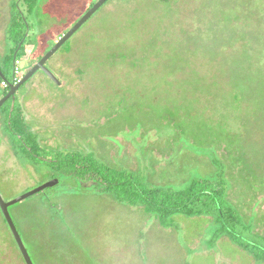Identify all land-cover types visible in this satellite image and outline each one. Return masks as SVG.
Masks as SVG:
<instances>
[{"label":"rangeland","instance_id":"obj_1","mask_svg":"<svg viewBox=\"0 0 264 264\" xmlns=\"http://www.w3.org/2000/svg\"><path fill=\"white\" fill-rule=\"evenodd\" d=\"M26 1L0 0V58L11 16L30 26L17 80L99 0H28L33 14ZM46 67L60 85L39 71L15 95L43 147L92 154L151 188L223 180L264 238V0H109ZM4 120L1 108L0 194L10 202L51 175L14 154ZM9 212L34 264H264L228 235L209 244L212 217L179 214L161 227L74 179ZM1 214L0 264H25Z\"/></svg>","mask_w":264,"mask_h":264},{"label":"trees","instance_id":"obj_2","mask_svg":"<svg viewBox=\"0 0 264 264\" xmlns=\"http://www.w3.org/2000/svg\"><path fill=\"white\" fill-rule=\"evenodd\" d=\"M158 2L165 4L170 0ZM26 5L29 14H33L32 2L27 0ZM26 19L22 17L21 11H17L10 19L8 40L12 47L0 58V71L4 77V79L0 77V85L2 86L3 82L7 84L2 98L8 94L10 86L18 83L26 74L19 81L15 80L17 63L25 55L27 45L25 40L30 32ZM9 100L10 102L2 107L5 113L3 131L14 154L35 167L45 166L51 175L50 180L58 179L60 183V178L63 177L81 183H91L104 194L141 206L146 215L156 216L161 227H169L170 219L179 214L187 217H212L216 230L209 244L214 245L223 236L228 235L256 260L264 262V238L253 232L251 224L245 223L236 208L228 201L223 180L216 182L195 180L181 191L167 186L151 188L139 175L115 169L99 161L92 154L74 151L65 153L60 148L54 150L43 147L39 135L24 117V105L17 107L16 97ZM4 222L6 224L5 220Z\"/></svg>","mask_w":264,"mask_h":264},{"label":"water","instance_id":"obj_3","mask_svg":"<svg viewBox=\"0 0 264 264\" xmlns=\"http://www.w3.org/2000/svg\"><path fill=\"white\" fill-rule=\"evenodd\" d=\"M109 0H99L95 3L92 8L72 27L64 36H62L58 42L42 57L26 74L25 76L15 85L10 86V90L8 94L0 99V109L4 106V104L11 98H14L17 91L24 86L36 73L41 71L45 74L51 81L60 85L57 78L54 74L46 67V63L63 47V45L68 42L80 29L81 27L88 22L93 15H95ZM0 77L4 79L2 72L0 71ZM59 184L58 179H53L44 185L27 192L20 197L10 201L5 202L0 194V211L6 224L11 232L12 237L21 253V256L25 262V264H34L24 243L21 238V235L12 219V216L9 212V208L26 200L29 199L39 193L44 192L47 189H51L56 187Z\"/></svg>","mask_w":264,"mask_h":264},{"label":"built area","instance_id":"obj_4","mask_svg":"<svg viewBox=\"0 0 264 264\" xmlns=\"http://www.w3.org/2000/svg\"><path fill=\"white\" fill-rule=\"evenodd\" d=\"M15 75H16L15 80H16V81H19V80H17V77H18V76H17V69H16V72H15ZM2 86H3L5 89L7 88V84H6L5 82L2 83Z\"/></svg>","mask_w":264,"mask_h":264},{"label":"flooded vegetation","instance_id":"obj_5","mask_svg":"<svg viewBox=\"0 0 264 264\" xmlns=\"http://www.w3.org/2000/svg\"><path fill=\"white\" fill-rule=\"evenodd\" d=\"M108 3V2H107ZM93 6V5H92ZM41 72V71H40Z\"/></svg>","mask_w":264,"mask_h":264}]
</instances>
